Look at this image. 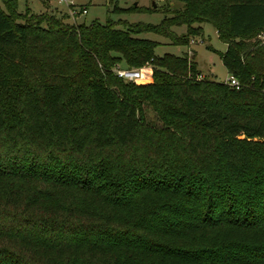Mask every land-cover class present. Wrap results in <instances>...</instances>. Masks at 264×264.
Listing matches in <instances>:
<instances>
[{
	"label": "trees",
	"instance_id": "trees-1",
	"mask_svg": "<svg viewBox=\"0 0 264 264\" xmlns=\"http://www.w3.org/2000/svg\"><path fill=\"white\" fill-rule=\"evenodd\" d=\"M179 1L118 27L0 0V264H264V0ZM205 21L238 86L139 35Z\"/></svg>",
	"mask_w": 264,
	"mask_h": 264
},
{
	"label": "rangeland",
	"instance_id": "rangeland-1",
	"mask_svg": "<svg viewBox=\"0 0 264 264\" xmlns=\"http://www.w3.org/2000/svg\"><path fill=\"white\" fill-rule=\"evenodd\" d=\"M17 2L18 11L23 12L27 7L32 13L46 11L58 16L67 12L73 3L87 9L86 13L78 16V21L83 20L89 23L92 20H98L104 22L109 17L116 21L118 27H122V24L119 23L121 20L157 23L164 16V11L182 6V2L179 0H17ZM135 4L140 8L132 9ZM68 20L72 19L69 18ZM201 27L202 32L191 35L188 44H174L167 37L153 32H145L139 35L158 41L155 47V53L158 55H162L164 52L182 55L190 49L194 50L195 61L200 69L201 76L210 77L217 81L227 80L229 73L220 57V53L224 51L226 44L219 38L214 25L210 21L201 23ZM173 28L177 33H180L184 31L185 26L180 25ZM121 66H125V64L121 62ZM148 67L149 64H146L143 68L137 67L141 69V73L145 78L149 77ZM147 117L151 121H155L154 114L150 110Z\"/></svg>",
	"mask_w": 264,
	"mask_h": 264
},
{
	"label": "built area",
	"instance_id": "built-area-1",
	"mask_svg": "<svg viewBox=\"0 0 264 264\" xmlns=\"http://www.w3.org/2000/svg\"><path fill=\"white\" fill-rule=\"evenodd\" d=\"M87 9L84 6H77L72 3V5L69 7L68 14L71 18H75L76 16L80 14L86 13ZM146 64H143L140 66V68L145 67ZM137 67H129V66H121L116 67L115 72L118 76H121L122 78L126 80H136V79H143L145 78L143 74L141 73V69ZM197 78L202 77L201 74L196 75ZM227 80L230 84H233L235 86H238V81L233 75H229Z\"/></svg>",
	"mask_w": 264,
	"mask_h": 264
}]
</instances>
